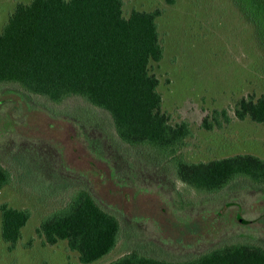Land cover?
I'll return each mask as SVG.
<instances>
[{
	"label": "rangeland",
	"instance_id": "374dc122",
	"mask_svg": "<svg viewBox=\"0 0 264 264\" xmlns=\"http://www.w3.org/2000/svg\"><path fill=\"white\" fill-rule=\"evenodd\" d=\"M17 1L28 0H0V28ZM123 1L125 14L132 8L162 10L157 22L164 52L151 69L170 121L189 123L185 158H264V122L233 114L240 96L264 92L263 52L242 8L234 0ZM0 87V163L11 173L0 188V203L30 211L14 247L0 233V264H105L132 248L182 263L230 242L264 247L263 185L244 179L196 196L170 169L116 141L105 115L83 99L55 103L12 85ZM223 108L227 119L218 112L216 121L212 111ZM205 116L210 128L203 125ZM79 189L116 212L124 228L117 245L91 263L80 262L65 240L49 244L35 232L45 214L65 206Z\"/></svg>",
	"mask_w": 264,
	"mask_h": 264
},
{
	"label": "trees",
	"instance_id": "16d2710c",
	"mask_svg": "<svg viewBox=\"0 0 264 264\" xmlns=\"http://www.w3.org/2000/svg\"><path fill=\"white\" fill-rule=\"evenodd\" d=\"M234 1L254 23L264 56V0ZM123 4V0L17 1L0 28V86L12 85L22 94L55 103L72 96L83 99L105 115L116 141L148 162L170 169L178 181L199 193L220 192L244 179L252 186H264V158L256 154L208 161L185 158L182 148L192 135L189 123L170 121L162 108L159 77L151 69L164 52L157 22L162 10L132 8L125 14ZM218 112L226 118L225 108L216 109L211 113L216 121ZM233 114L264 122V92L240 96ZM203 125L210 128L213 123L205 116ZM10 181V171L0 163V188ZM0 216L1 238L12 248L30 211L2 202ZM123 230L117 213L85 189L77 190L65 206L45 214L35 228L46 243L65 240L82 263L109 253ZM139 263L264 264V247L230 242L197 252L182 263L132 248L105 264Z\"/></svg>",
	"mask_w": 264,
	"mask_h": 264
},
{
	"label": "flooded vegetation",
	"instance_id": "af4514ba",
	"mask_svg": "<svg viewBox=\"0 0 264 264\" xmlns=\"http://www.w3.org/2000/svg\"><path fill=\"white\" fill-rule=\"evenodd\" d=\"M223 157H226V156H223ZM219 158H221V157H219ZM214 159H215V158H214ZM210 160H212V159H210ZM207 161H208V160H207ZM201 194H202V195H201ZM208 194H210V193H209V192H206V193H205V192H204V193H197V194L195 193L196 196L198 195V196H201V197H203V196H207ZM195 195H194V196H191V198H192V199H197ZM201 197H199L198 199H200ZM196 201H197V202H198V201L200 202L201 200H196ZM193 202H194V201H193ZM226 202H227V201H226ZM194 203H195V202H194ZM200 204H201V206H204L205 203H202V202H201ZM218 208H220V207H218ZM221 208H222V206H221ZM219 212H220V209L218 210V213H219ZM239 220H240V221H244V222H246V220H242V219H239Z\"/></svg>",
	"mask_w": 264,
	"mask_h": 264
}]
</instances>
